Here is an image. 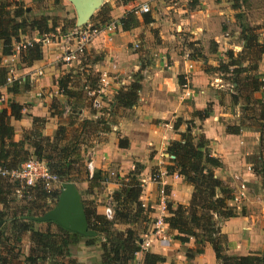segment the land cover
<instances>
[{
  "label": "crops",
  "instance_id": "1",
  "mask_svg": "<svg viewBox=\"0 0 264 264\" xmlns=\"http://www.w3.org/2000/svg\"><path fill=\"white\" fill-rule=\"evenodd\" d=\"M20 1L31 17H51V14L55 13L53 18L57 19L59 26L76 20V16L75 20L73 17L75 11L66 0ZM143 4L149 6V12L146 14L150 22L142 21L145 14H136L139 21L137 28L126 32L118 30L111 35L100 34L89 44L82 57L86 56L87 60L93 58V61L88 60L87 63L95 68L98 76L104 72L108 73L111 83L108 91L100 95L101 110L83 107L80 112L82 119L103 118L110 127V132L99 134L101 141L91 148L94 171L105 176L100 184L102 192L96 194L110 199L120 188L117 181H122L134 169L135 164H140L143 166L140 201L151 211V220L158 218L162 204L170 202L188 205L193 192L190 185L176 174H166L156 183L151 181V172L153 169L157 172L165 171V167L170 163L166 157L167 147L171 141L178 140L179 133L187 130L195 137L202 135L209 142L210 154L219 158L222 163L221 168L215 170V175L232 190L234 199L231 205L236 207L239 213L237 217L223 221L220 225L221 232L227 236L229 242L228 253L245 256L261 252L264 247V179L252 171L260 151L259 134L253 130H242L239 135L226 132L227 126L238 122L239 106L230 105V95L223 97L219 91H213L214 78L205 67L210 66L206 65L211 63L209 60L193 61L189 59L188 53L181 54L175 49V45L186 41V37V42L202 43L204 57L208 54L212 57L218 54L221 59L227 44L220 29H224L223 24L226 22H233V15L229 16L235 11L232 3L226 0H136L127 5L117 0H107L104 3L109 8V21L117 22L127 12H133ZM70 29L67 28L66 32ZM43 37L35 33L32 40ZM24 39L28 38L21 40ZM209 42L217 45L213 47L217 53L207 52L206 44ZM136 44L137 49L134 48ZM241 45L240 41V48ZM0 47L1 53L2 42ZM41 48V61L29 67L22 66L20 74V69L13 73L14 80L29 82L32 85H28V93L33 100L24 103L27 94L13 95L8 92L10 86L0 89V111L8 109L11 101L24 107L22 119L10 120L14 128L15 142L21 140L23 131L31 128L34 117L45 118L47 122L43 135L53 136L58 126V118L50 116V105L53 97L61 98L56 85L57 79L78 65L64 62L60 64L62 52L58 41L50 40ZM16 58H19V53H14L9 60L4 58L2 62L6 65ZM80 63L82 64V60ZM5 65L1 66L7 67ZM112 66H115V70ZM88 68L90 69L89 66ZM39 70L42 71V76L35 78L33 74ZM78 70L87 72L83 67ZM138 73L140 78L136 76ZM18 74L22 77H18ZM257 76L261 80L264 79V55L258 64ZM17 77L19 79H15ZM180 77L189 86V96H186V90L179 84ZM138 78L140 90L137 92L136 103L131 108L116 106L114 97L117 92L127 90ZM48 88L54 92L46 95L43 91ZM255 98L264 100V91L257 92ZM208 105L211 114L207 119L200 121L193 117L194 111L203 110ZM65 109L67 112L68 108ZM177 120L183 123L178 130H174L173 124ZM120 141L123 145L121 147ZM110 171L115 173L114 179L108 177L107 173ZM103 210L104 206H97L95 211L103 215ZM154 221L142 236V242L148 243L147 248L137 253L131 264H143L144 252L164 257L165 262L162 264H217L209 245L205 247L203 254L187 259L186 252L195 247L194 240L190 239L181 244L174 239L176 233L171 232L167 225L163 227L166 238H159L155 234ZM116 228L124 229L121 226ZM22 247L27 253V237L23 240ZM70 250L74 259L87 264L97 258L99 247L88 248L79 243ZM89 254L94 256L90 257ZM84 255L89 258L81 261L80 256Z\"/></svg>",
  "mask_w": 264,
  "mask_h": 264
},
{
  "label": "trees",
  "instance_id": "2",
  "mask_svg": "<svg viewBox=\"0 0 264 264\" xmlns=\"http://www.w3.org/2000/svg\"><path fill=\"white\" fill-rule=\"evenodd\" d=\"M117 1L127 5L136 0ZM228 1L232 3L235 11L239 8L238 0ZM29 14L20 0H0V42H2L0 89L10 86L8 92L13 95L20 92L22 83L17 80L8 85L6 79L9 68L2 67L1 62L14 54V45L21 43V39L25 37L32 39L35 33L39 37L63 34L67 28L75 27L74 21H67L63 26H59L56 18L44 16L36 18ZM108 15L109 8L104 5L92 17L91 22L104 25L109 21ZM235 17L240 19L241 55L238 60L234 59L232 51L227 52L228 61L221 62L215 69L223 78L226 75L230 76L229 80L233 86V93L230 94L231 104L239 106L240 109L238 122L227 126L226 132L239 135L242 130H253L259 134L260 151L252 171L256 176L264 179V100L255 98V94L262 87L257 71L264 55V42L259 41L257 27L245 24L240 15ZM142 21L150 22L148 14L142 16ZM119 23L124 32L139 26V21L133 12H127ZM196 43L194 42L193 45L191 43L188 48L190 49L188 57L193 61H203L205 59L203 50L194 47ZM214 46L217 47L212 43V47ZM41 47V43L31 40L30 45L19 51L20 60L17 67H29L41 61ZM212 49L211 52L214 53L216 49ZM243 59L247 63L246 67L242 66ZM206 71L209 72V69ZM139 74L136 76L140 78ZM76 76L79 79L81 77L84 90H79L74 85L76 83L72 84L74 77L69 73L56 82L58 92L63 99L53 97L50 105V116L58 118V126L52 137L43 135L46 119L34 117L31 128L23 131L21 140L15 142L14 128L10 120L22 119L24 107L11 101L8 109L0 111V170L14 171L24 162L34 159L44 163L49 173L58 179V187L62 183H72L82 174L85 175L89 188L100 187L105 176L100 172H94L89 178L88 170L84 165L86 149L90 148L86 146L84 138L87 131L96 134L108 133L110 127L103 118L80 119L81 110L83 107H88L86 103L89 102V107L92 104V98L87 95V90L97 88L98 77L97 80L92 81L91 76L81 70ZM139 78L135 79L127 90L117 92L114 97L116 106L131 108L136 103L137 92L140 90ZM179 84L181 86L185 84L182 77L179 78ZM62 106L63 110L60 109ZM65 107L69 111L66 112ZM210 114L208 105L203 110L194 111L193 117L202 121ZM182 123L181 120H177L173 124L174 130H178ZM75 125L78 126L76 130L67 131L69 127ZM208 144L204 136L195 137L187 130L179 133L178 140L169 143L166 153L170 163L165 167V171L168 175L176 174L181 177L193 188V192L186 206L167 202L165 204L167 215L163 221L171 232L176 233L174 239L181 244L187 243L190 239L194 240L195 247L187 250V259L203 254L205 247L209 245L217 264H264V247L261 252L245 256L228 253L229 242L227 236L221 232L220 225L223 221L237 217L239 213L236 207L231 205L234 199L232 190L215 175V170L221 168L222 163L219 158L210 154ZM119 145L123 146L122 141ZM83 146L84 149H81ZM142 171L143 166L135 164L134 169L119 182V190L110 197L113 211L111 220L84 207L89 229L96 233L92 238L83 237L53 222L31 221L32 217L44 215L56 204L60 194L59 188L47 189L45 183L41 181L32 187L22 188L18 181H10L7 177L0 176V221L8 220L0 229V264H82L72 257L70 250L79 243H83L88 248L99 247L97 260L87 264H131L136 254L141 251L142 236L147 233L149 225L154 221L151 220L152 213L148 206L140 201L143 190ZM155 174L157 170L153 169L151 177ZM16 190L21 191L20 200H16L17 204H12L10 196H14ZM116 226L124 229L118 230ZM25 237L29 243L27 253L22 247ZM164 262V257L144 252L143 264Z\"/></svg>",
  "mask_w": 264,
  "mask_h": 264
},
{
  "label": "rangeland",
  "instance_id": "3",
  "mask_svg": "<svg viewBox=\"0 0 264 264\" xmlns=\"http://www.w3.org/2000/svg\"><path fill=\"white\" fill-rule=\"evenodd\" d=\"M8 1H19V0H8ZM226 1H228V0H226ZM238 6H239V8L236 11H234L233 13L229 14V16L233 15L232 16L233 17V22H226L225 25L223 24V28L224 29H222V30L220 29V32L226 38V44H227V48H225V50L223 52V57L221 56V59H220L219 58L220 56L218 54L217 55L215 54L213 57L209 56V54H208V56L204 57L205 61L209 60L211 62V63H207L206 64V65H210L209 67H207V66H205V67L209 69L210 74H212V76L214 78V79H212V83H214V86L212 87V89H213L214 92H218L219 91L220 95H223V97H225L226 95L228 96V95L233 93V86L231 85V82L229 80L230 76L226 75L223 78L220 75V73L217 72L215 69L218 67V65L221 62H227L228 61L227 58H226V53L227 52L232 51L234 59H238V60H239L238 57L241 55V52H242L241 51L242 49L240 48V39H239V33H240V28H239V23L240 22H239V20L240 19L236 18L235 16L236 15H240L241 16V20L245 24H249L252 27H257L258 28L257 33H258L259 41L260 42H264V36H263V34H264V0H238ZM54 14L53 13L51 14V18L56 16V14L55 15ZM96 14H97V12L92 17H94ZM73 17H74V20H75V15L74 14H73ZM92 17H91L89 22H91ZM184 38H185L186 41H188L186 39V37H184ZM31 40L32 39H29V38L28 39H24V40H22L21 44L22 43H27L28 41H31ZM52 40H55V39H52ZM186 41H184V42L183 41H180V42L178 41L179 44L175 45V49L179 53L181 52V54L184 53V52L185 53H189L190 49H188V48H190L191 43H192V45L194 43V42H186ZM211 44H212L211 42H209V44H206L208 46L207 47L208 48L207 52H209V53L211 52V50H213L212 49L213 47L211 48ZM184 47L186 49H184ZM194 47L202 49L203 53L205 52L201 42H197ZM214 53H217V51H215ZM243 56L244 55L242 54V57ZM10 58H12V56L7 57L6 60H9ZM86 58H87L86 56L84 58H82V64H81L82 66L81 65H76V67L70 68L71 70L69 72V74L73 75V77H74V79L72 81V84L76 83L74 85H76V87L79 90L83 89V85H82L83 81H80L79 77L76 76L77 75L76 71H78V72L80 71V70H78L79 67H83V70L87 71L85 74L86 75L89 74L91 76V78H92L91 79L92 81L97 80V77H98V74L95 73V68L92 67V65H90L89 63H87L88 60H89V62H91L94 59L93 58H88V60H87ZM19 60H20V57L16 58L13 62H8V64H6L7 68L13 69V70L20 69L19 70V74H20L22 66H20L21 68L17 67L19 65V62H18ZM200 62H202V61H200ZM2 63H1V65H5L4 63L3 64ZM241 63H242L243 67H246L247 63L244 61V59L241 60ZM60 64H63V62L60 63ZM201 65L203 66V64H201ZM87 66H89L90 69L89 68L87 69ZM19 74H18V77H22ZM66 74H68V73H66ZM66 74H64V75H66ZM64 75L58 77V79H60ZM18 77L15 78V79H19ZM215 78H216V80H215ZM113 81H115V80H113ZM28 85H31V84H29V82L22 83V85L20 87V92H18V93H21L23 95L27 94L24 97L25 98L24 103H28V102L33 100L30 97L29 93H28L30 91V87ZM259 91L263 92L264 90L260 89ZM43 92L46 95L47 94L49 95L51 92L53 93L54 91L52 89L48 88V90L45 89ZM35 98H37V96H35ZM60 99H63V98H60ZM230 105H231V103H230ZM86 106L89 107V102L86 103ZM89 108H92V106H90ZM60 109L63 110V106L60 107ZM67 111H69V110H67ZM80 119L82 120V118H80ZM77 127H78L77 125L73 126L72 128L69 127L67 129V131H70V132L72 131L73 132L74 130L77 129ZM90 130H93V129L90 128ZM79 131L80 130H78V132ZM84 140L86 141V146H90V148L86 149V153H85V156H84V165H86L89 161H92L91 157H92L93 151H92L91 148L94 147L98 142H100L101 138H100L99 134L92 133L91 131H87V135L85 136ZM81 149H84V146ZM107 175H108V177L110 179H111V177H112V179L115 178V173H113V171H110L109 173H107ZM77 178L78 179H75L72 182V184L77 188V190H78V192L80 194V197H81V201H82L83 206L85 208H87L89 211H93V210L95 211L97 209V206H101V207L104 206V208H105L109 204L110 199H108L107 196L102 198L101 196H98L96 194V193L102 192V189H100V187L95 188V189L89 188V184H88L87 181H85L86 180L85 179V175H83V174L81 176H77ZM117 182L119 184L120 181H117ZM58 188L60 189V186L58 187V184H56V185L51 186L50 190L58 189ZM10 200L12 201V204H17L18 203L17 201L20 200V197H16L15 195L14 196H10ZM14 201H16V202H14ZM41 227L42 228H46V226H41ZM78 254L82 255L80 253H78ZM89 255H90V257L94 256L93 254H89ZM80 258H81L80 259L81 261H84V259H86V258L88 259L89 256L88 255L87 256L84 255V256H80Z\"/></svg>",
  "mask_w": 264,
  "mask_h": 264
},
{
  "label": "built area",
  "instance_id": "4",
  "mask_svg": "<svg viewBox=\"0 0 264 264\" xmlns=\"http://www.w3.org/2000/svg\"><path fill=\"white\" fill-rule=\"evenodd\" d=\"M149 12V6L146 4H143L139 9H136L133 11V13L136 14H146ZM118 30H121V25L117 21H109L105 23L104 25H96L95 23L88 22L86 25L82 27H73L69 31L63 33V34H49L44 35L42 39L33 40L36 43L47 44L48 41L55 39L54 41H58L61 44V60L65 64H72L76 63L80 65V61L89 46V44L100 34L105 35H111L116 33ZM27 42V41H26ZM31 41H28L27 43H19L14 45V53H19V51L24 50L28 45H30ZM135 49L138 48V45L136 44L134 46ZM112 69L115 70V66H112ZM15 70L9 69V75L6 79V83L8 85L12 84V82L16 81L14 80L13 73ZM33 76L35 78H40L42 76V71H35ZM110 76L108 73L104 72L101 73L98 76V85L97 88L94 90H87V95L92 98V108L94 110H101V99L100 95L105 94L109 87L111 86L110 83ZM262 81V87L261 89L264 90V79ZM186 90V96L190 95L189 92V86L185 82V84L182 86ZM86 168L89 173V178L93 176L94 171V165L92 161H89L86 164ZM167 174L166 171L162 172L159 171L157 174H155L153 177H151V181L153 182H159V179L162 176H165ZM0 176L1 177H7L10 181H18L22 188L24 187H32L37 182L41 181L45 183V187L47 189H50L51 186L56 185L58 183V179L51 175L45 166L44 163L30 159L26 162H24L19 169L14 171H3L0 170ZM15 195L17 197L21 196V191L16 190ZM237 201V200H234ZM166 211V205L162 204L159 210V216L154 221L153 227L155 229V234L158 235L159 238L165 239L166 234L163 232V227L166 225L163 221ZM103 215L106 219L111 220L113 217V211L111 204H109L104 208ZM148 246V243H141V251H144Z\"/></svg>",
  "mask_w": 264,
  "mask_h": 264
},
{
  "label": "water",
  "instance_id": "5",
  "mask_svg": "<svg viewBox=\"0 0 264 264\" xmlns=\"http://www.w3.org/2000/svg\"><path fill=\"white\" fill-rule=\"evenodd\" d=\"M66 1L72 5L75 11V25L82 27L104 6L107 0ZM166 157L168 158V155ZM31 221L38 223L53 222L64 229L87 238L96 236V233L89 229L88 218L80 194L72 183H62L56 204L44 215L32 217ZM7 222V219L0 221V229Z\"/></svg>",
  "mask_w": 264,
  "mask_h": 264
}]
</instances>
